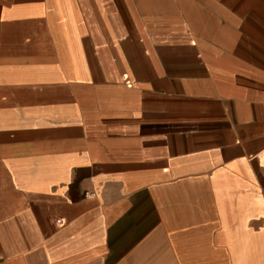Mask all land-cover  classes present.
I'll return each instance as SVG.
<instances>
[{
	"label": "crops",
	"instance_id": "1",
	"mask_svg": "<svg viewBox=\"0 0 264 264\" xmlns=\"http://www.w3.org/2000/svg\"><path fill=\"white\" fill-rule=\"evenodd\" d=\"M0 264H264V0H0Z\"/></svg>",
	"mask_w": 264,
	"mask_h": 264
}]
</instances>
